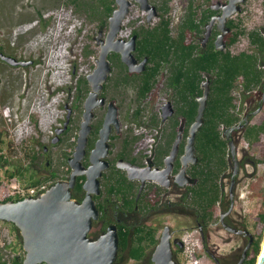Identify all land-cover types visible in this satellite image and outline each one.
I'll list each match as a JSON object with an SVG mask.
<instances>
[{"label": "rangeland", "instance_id": "374dc122", "mask_svg": "<svg viewBox=\"0 0 264 264\" xmlns=\"http://www.w3.org/2000/svg\"><path fill=\"white\" fill-rule=\"evenodd\" d=\"M217 1L196 0L202 7ZM188 2L189 0H171L170 2L168 16L172 19L171 27L174 32ZM263 2L264 0H245L241 4L242 9L229 19L239 23L247 31L263 28ZM60 11L70 13V19L63 30V34L70 32V36H68L70 46L66 50V67L63 69L64 82L57 86L56 83L49 84L54 69L46 73L45 66L48 60L46 46L30 48L29 45L37 37L48 32L56 23V15ZM127 18L130 22L127 21L122 26L125 32L124 38L127 39L131 37L135 28L153 25V23H148L146 14L136 5L132 7ZM153 22H159V18H154ZM28 25L29 28L21 29L22 26ZM108 29V18L107 22L98 18H90L86 12L78 11L76 6L68 0H0V46L4 47L2 52L26 62V64L13 65L0 58V185L4 178L10 180L7 170L13 169L14 164H28L30 160L33 161L30 155L35 151L42 150V144L53 145L52 158L55 166L58 159L63 157L61 155L63 151L70 152L69 156L72 155L76 144L71 146L68 143L77 141L83 120L84 103L91 89L90 84H88V91H85L83 85L80 87L78 78L87 76L94 70L100 52L97 35L102 30L105 36ZM202 36L199 39H202ZM250 49L251 44L247 34L242 35L230 47L233 53ZM112 66V72L109 75L111 78H108L105 82L106 86L104 84L102 90L107 101L106 104L94 109L93 129L103 120L109 100H113L119 107V118L123 129L131 130L133 134L138 135L137 146H140V150L146 154H151L161 133L160 128L151 124V118L156 112L161 118V106L164 102L171 100L174 103L171 93L165 89L161 81L154 94L139 103L136 101L134 87H115L114 77L119 69L118 66L113 65V62ZM204 75L205 78L209 77L206 73ZM41 81H44L47 104H50L53 98L60 96V101L55 107L57 115L47 130L40 126L41 114L33 112L32 104L35 102V96L39 93ZM27 84L31 89L30 101H26L24 94L22 95L20 92ZM263 91L264 80L261 88H256L246 94H244L240 83L234 90L237 111L242 118L251 112L250 123H260L264 118V107L259 105ZM8 105L12 106L11 117L7 116ZM139 106L143 108L139 119L137 118V120H141V123L135 117ZM69 111L71 118L68 128L60 134V139L57 142H53V138L57 135V128L63 127ZM27 119L30 122V132L19 138V126ZM92 135L91 132L89 138ZM114 149L116 150V147ZM227 157L229 167L222 177V201L216 209L217 217L214 219V224L209 227L205 239L200 233L194 216L178 211L184 201L182 195L186 192L179 186L170 189L172 192L168 197L162 199L161 206L156 210L145 214L137 213L130 217L131 221L145 222L158 227V238L166 224L178 229L177 236L178 240L182 242V246L177 248L175 258L179 264H238L247 239H244L242 234L223 227L219 219L221 216L225 217V212L232 211L226 217L230 226L237 229H248L254 236H258L257 217L262 205V197L254 195L251 184L262 178L259 191L264 195V154L261 151V146L249 144L243 131L238 129ZM60 168L58 180L68 179L71 171L68 172L66 166ZM20 235V231L13 228L12 224L0 220V247H4L6 257L22 252L20 245L21 241L23 244V239ZM263 241L264 231L257 261ZM153 250L149 249L148 257L145 259L141 261L128 260L126 264H149Z\"/></svg>", "mask_w": 264, "mask_h": 264}, {"label": "trees", "instance_id": "16d2710c", "mask_svg": "<svg viewBox=\"0 0 264 264\" xmlns=\"http://www.w3.org/2000/svg\"><path fill=\"white\" fill-rule=\"evenodd\" d=\"M68 2L74 4L78 11L86 12L90 18H98L103 22H107V17L115 7V0H68ZM169 10L170 8L164 12L161 20L155 25L140 26L133 31V34H138L136 55L139 58L148 56L145 70L130 72L126 64L121 61L119 53L112 52L109 56L113 65L118 66L119 69L114 77L115 87H134L136 101L139 103L153 95L161 81L165 89L171 93L176 108L175 114L164 123L157 112L151 118V124L161 130L154 147V163L157 165L164 164V157L170 152L181 125L184 126V138L178 156L180 157L184 152L189 127L197 114L196 97L203 93V83L206 79L204 73L209 75L211 89L205 109V121L196 135L197 153L200 159L188 168V172L197 178V181L187 185L184 201L178 208L180 212L193 215L195 221L203 225L217 217L216 209L223 195L222 177L229 167L227 155L233 144L235 132L238 129L242 130L249 144L261 146L264 154V118L260 123H246L251 112L242 118L237 111L234 96V90L239 83L244 94L262 86L264 27L247 31L239 23L229 19L228 25L231 31L225 36L227 47L222 50L215 47L218 30H214V34L205 45H202V39H199L205 31L211 12L210 6L202 7L196 0H189L175 32L171 27L172 19L168 16ZM244 34L249 37L251 49L233 53L230 47ZM3 48L0 46V53ZM88 84L87 76L78 78V85L80 87L83 85L85 91H88ZM263 95L264 91L260 96L259 105L264 107ZM142 109L141 106L138 107L135 113L136 120L139 119ZM137 121L141 123V120ZM101 123L102 121L93 130L94 135L88 146L89 149L94 146ZM241 123L245 125L237 128ZM124 138L126 143L132 146L139 136L127 132ZM75 144L76 141L68 143L71 146ZM70 154L67 151L61 153L63 157L56 162L59 170L61 166H66L67 171H71L68 163ZM179 157L175 172L181 168ZM33 162L30 160L28 164H14L13 169L7 170L9 178L18 177L26 185H36L43 180L54 183L58 180L59 172L56 175L44 174L40 177L32 174ZM88 162L86 160L84 163L88 164ZM52 164L54 165L55 162ZM114 169L116 168L109 171L103 179L102 192L95 195L97 206L102 213L100 218L94 221L90 235L96 237L105 231L109 223L117 222L119 253L114 264H126L128 260L141 261L148 257L149 249H154L159 242L158 227L145 222L131 221L130 217L137 213L145 214L156 210L161 205L164 188L149 182L137 200L138 182L136 184L130 180L124 170ZM84 180V175L78 176L73 189L74 197L78 199H82L85 193ZM261 181L262 178H259L257 182L251 184L254 195L262 197V205L257 217L258 236L248 251L245 264H256L261 247L264 231V195L259 191ZM108 197L111 202L106 201ZM9 199L12 198L6 200ZM8 223L19 230L14 223ZM20 247L22 252L10 257H6L4 247H0V264H22L25 257L22 241Z\"/></svg>", "mask_w": 264, "mask_h": 264}, {"label": "water", "instance_id": "95a60500", "mask_svg": "<svg viewBox=\"0 0 264 264\" xmlns=\"http://www.w3.org/2000/svg\"><path fill=\"white\" fill-rule=\"evenodd\" d=\"M139 1L141 8L149 12L148 21H152L157 15L156 9L148 6L144 0ZM244 1L218 0L211 4L212 9L221 11L214 14L210 22L207 23L204 43L209 39L213 25H216L219 33L215 38V47L222 50L227 47L225 36L231 31L228 19L242 9L241 4ZM117 3L118 6L109 17L107 34L104 36L103 31L100 30L97 35L100 52L94 70L87 75L91 89L84 103L83 120L75 149L68 157L71 167L69 178L57 180L45 194L39 197L27 196L18 200H0V220L14 223L22 235L25 250L22 264H114L118 256L117 222L109 223L105 231L96 237L90 235L94 221L98 220L101 214L94 196L101 193V177L104 170L110 165L106 159L110 150V136L113 127L117 132L121 129L118 106L113 100L108 102V109L99 129V136L89 153V164L84 163L89 136L93 129L94 109L106 104L107 101L102 90L113 68L110 53H119L122 62L126 64L130 72H141L145 70L148 63V56L140 60L136 55L137 33L132 34L128 39L119 36L123 22L129 14L132 0H117ZM0 56L13 65L26 64L25 61L17 60L14 56L2 51ZM203 87V93L196 97L198 101L197 114L189 127L184 152L180 155L181 168L176 174H173V171L184 138L183 125L179 127L162 167H154L151 163L139 165L124 159L118 160V167L126 170L129 179L140 180L137 200L148 181L170 186L173 180L181 187L195 182V178L188 173V168L190 164H196L200 159L197 153L196 135L205 121V109L211 89L209 77H206ZM175 111L176 108L171 100L164 102L161 106L162 122L164 123L172 117ZM70 115L69 111L63 127L57 128V135L53 138V142H57L60 139V134L68 128ZM248 122L247 119L246 123ZM244 125L241 123L237 128ZM81 175L85 176L83 183L85 194L82 199H78L74 197L73 189L78 176ZM226 228L235 233L247 234L250 237L238 262V264H242L255 236L248 229H237L230 225H226ZM172 236L171 226L166 224L162 229L159 242L152 252L151 264H179L174 256ZM179 244L182 245V242L180 241ZM257 264H264V241Z\"/></svg>", "mask_w": 264, "mask_h": 264}, {"label": "flooded vegetation", "instance_id": "af4514ba", "mask_svg": "<svg viewBox=\"0 0 264 264\" xmlns=\"http://www.w3.org/2000/svg\"><path fill=\"white\" fill-rule=\"evenodd\" d=\"M146 2V4L150 7H153V9L155 10L156 9V12H157V15L154 17V18H159V20H161L162 18V15L164 14V12H166V10L168 8H170V2L171 0L168 2V0H144ZM168 2V3H167ZM212 4V3H211ZM211 4L209 5L210 8H211ZM136 5L138 6L145 14H146V18L148 16V11L146 10H143L141 8V2L139 0H132V4L130 5V11L132 9V7ZM118 6V3H117V0H115V7L114 9ZM113 9V10H114ZM112 10V12H113ZM129 11V13H130ZM221 10H215L214 12V9L211 8V12H210V16H209V19L207 21V23L210 22L211 18L214 16V14L220 12ZM111 12V14H112ZM110 14V15H111ZM110 15L107 17L108 20H109V17ZM129 15V14H128ZM153 18V19H154ZM148 21V19H147ZM148 23H153V25H155L156 23L152 21H148ZM206 23V25H207ZM205 30H206V27H205ZM214 30H218L216 26L213 25L212 27V31H211V34L209 36V38L214 34ZM219 31V30H218ZM204 38H205V31L203 33V38H202V45H205L209 39L204 43ZM138 57V56H137ZM145 57V56H144ZM143 57V58H144ZM139 58V57H138ZM143 58H139L140 60H142ZM121 59V57H120ZM122 61V60H121ZM128 68V67H127ZM129 70V69H128ZM110 101V100H109ZM107 109H108V104H107ZM118 110H119V107H118ZM107 112V111H106ZM106 114V113H105ZM105 117V115H104ZM104 120V118H103ZM103 120H102V123H103ZM121 121V120H120ZM102 123L100 125V127L102 126ZM99 127V129H100ZM94 130V129H93ZM127 132H131V130H125L123 129V125H122V122H121V129L119 132H117V130L115 129V127H113V130H112V133H111V136H110V150H109V153L106 157V159L110 162V165L109 167L104 170L103 172V175L101 177V185H102V181L103 179L106 177L107 173H109V171H111L113 168H116L114 170H117V169H120V170H124L126 172L125 169H122L120 167H118L117 165V162L119 159H124V160H128V161H132L134 163H137L139 165H146L148 163H151L152 166H160L162 167L163 165H157L154 163V158H155V152H154V149H153V153L151 154H146L145 152L141 151L140 150V146H137V142H135L132 146L131 144H127L126 143V140H125V135ZM93 133V131H92ZM94 135V134H93ZM93 135L89 138V142H88V146L91 142V138L93 137ZM98 136H99V131H98ZM97 136V138H98ZM96 138V139H97ZM96 139L94 140V145H95V141ZM118 139V141H117ZM61 140H62V137H61ZM52 147L53 145H49V144H42V150L40 151H33L34 153H32V155H30L31 159L34 161V165L32 167V174H34L35 176L37 177H40L44 174H50V175H56L58 172H59V169L57 168V166L53 165V158H52V155H53V150H52ZM116 147V150L114 149ZM93 147H91L90 149L87 147V155L86 157L84 158V162L86 160L89 161V153L91 151ZM89 149V150H88ZM128 157H125L127 156ZM179 155V154H178ZM179 157V156H178ZM177 157V159H178ZM165 158V157H164ZM180 158V157H179ZM176 159V161H177ZM176 161H175V166H176ZM89 164V162H88ZM86 164V165H88ZM191 165V164H190ZM71 168V167H70ZM175 169V167H174ZM178 172V171H177ZM177 172L173 171V174H176ZM189 173V172H188ZM190 174V173H189ZM126 175H127V172H126ZM191 175V174H190ZM128 176V175H127ZM192 176V175H191ZM195 178V177H194ZM130 180H133L136 184L138 182V187H140V180L138 179H130ZM197 181V178H195V182ZM149 182H154V181H148L145 185V187L148 185ZM194 182V183H195ZM156 183L157 185L163 187V193H162V197L161 199L165 198V197H168V195L172 192L170 189H172L173 187L175 186H179L175 181L172 180V184L170 186H163L157 182H154ZM193 184V183H192ZM156 185V186H157ZM188 185V184H187ZM187 185L185 187H181L179 186L180 188H184L185 191H186V188H187ZM144 187V189H145ZM102 192V191H101ZM143 192V191H142ZM85 194V193H84ZM84 196V195H83ZM185 196V193L182 195V197L184 198ZM95 197V196H94ZM96 199V198H95ZM97 201V200H96ZM106 201H109L111 202V199L108 197L106 198ZM161 206V205H160ZM101 212V211H100ZM232 211H228L227 213L225 212V217L224 218H220V223L223 225L224 228H226V225L229 226L230 224L226 221V217L229 216L231 214ZM102 213V212H101ZM101 215V214H100ZM100 218V217H99ZM198 224V227H199V230H200V233L202 235V237L205 239L206 237V234L208 232V229L210 226H212L214 224V220L207 223V224H203V225H200V223H197ZM164 228V227H163ZM171 230H172V233H173V236H172V243H173V248H174V256L176 254V250L177 248H180L182 245L179 244V240H178V236H177V232H178V229L176 228H172L171 227ZM243 238L244 239H247V243L249 242V235L247 234H242ZM256 237L254 238L253 242H252V245L251 247L253 246V243L255 242L256 240ZM250 247V248H251ZM250 250V249H249ZM247 258V257H246ZM245 258V260H246ZM245 260L243 261L242 264H245ZM152 261L149 263L151 264ZM46 264V263H44Z\"/></svg>", "mask_w": 264, "mask_h": 264}, {"label": "bare ground", "instance_id": "6f19581e", "mask_svg": "<svg viewBox=\"0 0 264 264\" xmlns=\"http://www.w3.org/2000/svg\"><path fill=\"white\" fill-rule=\"evenodd\" d=\"M56 18H57L56 23L48 30V32L44 35L37 37L34 40V42L29 45V47L32 48L34 46H40V45L46 46L48 50V60L45 66V69H47L46 73L51 72V69H54V72L51 76V82L49 84L56 83L58 86L59 84H62L64 82L63 69H65L66 67L65 65V61H66L65 59L67 58L66 50L69 49L70 46L68 39V36H70V32H66V34H63V30L65 29V26L68 20L70 19V13L66 11L64 12L60 11V13L56 15ZM127 21H129V18H126L123 23L126 24ZM27 28H29V25L22 26L21 29L24 30ZM124 35L125 32L124 29L122 28L119 36L125 37ZM27 81L29 82L28 79ZM43 83L44 81H41L39 85L40 86L39 93L35 96L36 97L35 102L32 104H33V112L35 111V113L39 112L41 114L40 126L44 130H47L50 124L54 121L55 116L57 115V111L55 110V107L60 101V96L55 99L53 98L50 104H47L46 92L44 90L45 85H43ZM20 92L22 95L24 94L26 101L31 100L30 99L31 89L28 87V84L24 88V90H21ZM7 111H8L7 116L11 117L12 115L11 105H8ZM29 123L30 122H28L27 119V121L20 124L18 129L19 138H22L25 134L30 132Z\"/></svg>", "mask_w": 264, "mask_h": 264}, {"label": "built area", "instance_id": "2783aa9c", "mask_svg": "<svg viewBox=\"0 0 264 264\" xmlns=\"http://www.w3.org/2000/svg\"><path fill=\"white\" fill-rule=\"evenodd\" d=\"M51 184V181L43 180L36 185H26L18 177H12L10 180H5L4 178L0 185V200L7 198L21 199L27 196L39 197L47 192Z\"/></svg>", "mask_w": 264, "mask_h": 264}]
</instances>
